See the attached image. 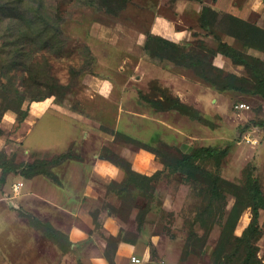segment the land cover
<instances>
[{"label": "rangeland", "instance_id": "374dc122", "mask_svg": "<svg viewBox=\"0 0 264 264\" xmlns=\"http://www.w3.org/2000/svg\"><path fill=\"white\" fill-rule=\"evenodd\" d=\"M88 1L45 0L49 22H60L62 36L34 61L62 88L41 102L25 98L23 121L13 111L0 119L1 159L26 165L66 156L49 168L57 183L44 175L24 178L17 173L0 181L15 213L14 231L32 228L26 218L32 216L67 235L71 243L62 252L32 228L44 240L34 239L15 263L131 264L135 257L140 264H228L223 256L227 246L251 220L241 190L248 176L257 178L264 198V129L257 125L264 120V99L248 86L245 92L216 91L198 80V69L162 67L149 57L144 44L152 18L155 13L173 18L175 0H130L115 17L82 4ZM256 2L243 22L264 40V3L259 10ZM55 8L60 11L56 16ZM227 17L216 12L205 31H194L199 23L191 21L188 43L202 40L215 49L218 41L232 42L231 47L258 62L256 68L233 64L219 54L211 59L212 66L255 85L256 74L264 77V51L231 36L242 32ZM43 81L49 84L48 78ZM169 97L193 108L204 122L155 108ZM240 104L246 107L237 108ZM230 143L219 167L212 160L196 162L221 178L219 201H210L208 179L172 173L163 165L197 147L224 148ZM95 159L112 168L109 177H100ZM125 167L138 175L159 176L148 190L138 189L125 183ZM18 184L22 187L15 191ZM258 223L257 259L264 264V210ZM24 230L18 235L26 240ZM240 261L241 255L229 264Z\"/></svg>", "mask_w": 264, "mask_h": 264}, {"label": "trees", "instance_id": "16d2710c", "mask_svg": "<svg viewBox=\"0 0 264 264\" xmlns=\"http://www.w3.org/2000/svg\"><path fill=\"white\" fill-rule=\"evenodd\" d=\"M130 0H89L82 4L88 6L94 12H103L108 16H116L124 11ZM45 9V0H0V119L6 111H13L18 120L23 121L27 111L22 109L25 98L30 102H41L52 97L57 89L62 88L51 75H46L42 66L36 64L34 57L41 54L44 49L53 48L57 45L62 36L60 22H49L48 13ZM53 14L56 16L60 11L55 8ZM216 15L210 8H203L198 20L201 30H210L209 18ZM230 21L239 25L242 33H229L236 40H244L250 46L264 51V40L260 38L258 30L253 31L249 24L243 20L228 15ZM59 22V23H58ZM252 30V31H251ZM253 32L254 34H252ZM202 37L201 35H199ZM214 47H206L203 41L198 43L175 44L166 39L146 33L144 50L149 57L160 62L162 67L189 66L190 69H198V80L209 88L216 91H239L245 92V87H252V91L264 99V77L256 74L255 85L248 84V80L238 79L234 75H224L222 70L212 66L211 59L219 54L231 60L236 65H252L254 68L258 62L248 59L244 54L225 42L218 41ZM198 51L195 54L193 51ZM87 54H89L86 49ZM259 73V72H258ZM48 78L49 84L43 80ZM43 79V80H42ZM42 88L46 90L42 91ZM33 90V92H32ZM36 92V93H34ZM27 96V97H25ZM30 96V97H28ZM158 110H174L191 120L204 122L201 116L190 106L180 102L178 98H165L163 105L155 104ZM264 129V120L257 124ZM154 155H161L157 149L140 145ZM232 144L224 148L197 147L189 154L181 155L173 159L172 163L163 162V165L172 173L206 178L211 185L210 201H219L222 198L219 191L221 178L206 170L201 169L196 162L212 160L215 167H219L221 161L228 155ZM66 156L59 155L50 161H36L26 165H15L10 160L1 159L0 155V181L10 173H17L24 178L35 175H44L54 183L58 182L49 168L62 163ZM115 166L121 165L117 160L110 159ZM120 167V166H119ZM127 173L125 183L141 189H149L151 183L158 179L159 173L151 176L138 175L131 172L128 167L124 168ZM144 186V188H143ZM241 188V187H239ZM245 202L251 211V220L241 235L227 246V253L224 259L229 264L234 258L241 255L240 264H263L257 259V247L255 241L260 234L259 212L264 210V198L260 189L259 181L253 176H248L243 187ZM30 226L43 236L52 241L60 251L66 252L71 243L62 232L57 231L49 223H43L32 216H26ZM96 220V217L94 218Z\"/></svg>", "mask_w": 264, "mask_h": 264}, {"label": "crops", "instance_id": "0c3cea01", "mask_svg": "<svg viewBox=\"0 0 264 264\" xmlns=\"http://www.w3.org/2000/svg\"><path fill=\"white\" fill-rule=\"evenodd\" d=\"M253 2L254 0H241L237 4L234 0H175L172 7L173 18L155 13L149 32L154 36L165 38L178 44H186L189 42V36L193 29L194 31H203L199 27L192 29L190 24L191 21L197 23L203 6L210 7L217 13H226L238 19L247 20L250 10H254ZM258 2H256L258 3L257 9L262 10L264 2L262 0H258ZM157 8L160 9V5ZM222 42L232 45L230 41L223 40ZM158 71L165 78H170L168 72ZM200 91L206 94V90ZM207 92L208 98L213 96L210 90ZM28 116L32 118L31 114ZM94 163L95 167L98 166L96 170L99 172L101 178H107L113 172L111 167L103 166V162L99 159H95ZM21 187L22 184L18 189L20 190ZM7 196L4 191L0 190V264H16L15 259L17 254L22 253L28 246L31 248L34 239H44L32 228L21 226L19 227L21 228L20 230H28L26 231L27 239L24 240L20 237V234L18 235L20 230L14 231L11 228L14 225L15 213L12 209L11 199ZM24 247L26 248L24 249Z\"/></svg>", "mask_w": 264, "mask_h": 264}, {"label": "built area", "instance_id": "2783aa9c", "mask_svg": "<svg viewBox=\"0 0 264 264\" xmlns=\"http://www.w3.org/2000/svg\"><path fill=\"white\" fill-rule=\"evenodd\" d=\"M246 106L245 105H238L237 108H245ZM20 186V184H18V186H15L13 187V189L16 191L18 189V187ZM131 264H140V260L138 258H135V257H132L131 258Z\"/></svg>", "mask_w": 264, "mask_h": 264}]
</instances>
